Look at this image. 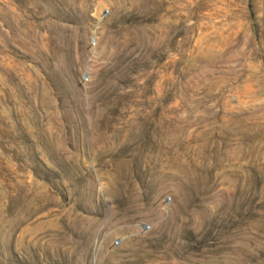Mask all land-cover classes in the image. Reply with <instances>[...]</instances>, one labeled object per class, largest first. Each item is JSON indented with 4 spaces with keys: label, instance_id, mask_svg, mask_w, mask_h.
Segmentation results:
<instances>
[{
    "label": "rangeland",
    "instance_id": "obj_1",
    "mask_svg": "<svg viewBox=\"0 0 264 264\" xmlns=\"http://www.w3.org/2000/svg\"><path fill=\"white\" fill-rule=\"evenodd\" d=\"M0 264H264V0H0Z\"/></svg>",
    "mask_w": 264,
    "mask_h": 264
}]
</instances>
